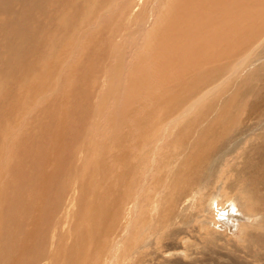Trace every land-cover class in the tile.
I'll list each match as a JSON object with an SVG mask.
<instances>
[{"label": "bare ground", "instance_id": "6f19581e", "mask_svg": "<svg viewBox=\"0 0 264 264\" xmlns=\"http://www.w3.org/2000/svg\"><path fill=\"white\" fill-rule=\"evenodd\" d=\"M110 1L113 4L114 0ZM149 1L141 0L124 11L121 8L122 21L114 27L126 29L127 39L131 36L135 37L134 41L138 37L143 39L144 49L147 48L144 51L147 52L146 56L160 52L157 56H164L162 60L168 65L155 68L158 83L153 84L151 79H144L153 91L149 94L146 92L145 105L138 101L141 106L137 102L138 106L135 107L134 100L142 94L141 82H138L140 77L135 72L133 76L123 69L122 57L116 54L115 57L119 56L116 58L117 77L120 81L126 78V85L129 82L128 86L113 89L115 94L122 91L128 94L124 98V112L119 114L123 115V122L113 120L108 134L89 131L97 137H91L90 134L81 137L82 134H77V138L82 139V147L76 149L73 155L81 169L80 174L74 175L76 185L72 186L73 165L68 168L67 178L60 185L66 187L60 190V195L66 192L65 199L63 195L58 203L64 226L71 218L77 220L76 233L71 244H60V240L51 243L50 255L43 254L48 257L44 259L47 261L44 264H186L185 261L190 260L191 256L188 255V248L178 246L180 243L198 250H217L232 264L241 263L238 257H250L254 264H264V0H158L163 5L160 4L162 9L156 16L157 21L149 16L139 17L151 4L152 0ZM96 2L100 5L95 7L93 16H85L84 29L73 23L77 18L75 13L73 15L71 10L66 13L67 21L62 27L65 26L63 30L69 33H62L66 32L68 38L72 35L71 39L75 40L77 36L81 38L88 35L93 38L99 35L101 23L117 11L107 0H93V3ZM141 3H145V8L135 15ZM24 13L21 14L22 39L18 41V35V38L15 36L17 41L13 38L10 47L13 52L7 57L14 68L8 71L10 74L7 72L9 75L6 80L0 79L1 99L13 87L12 84L22 77L18 79L20 85L16 83L18 95L14 96H18V99H7L3 101L4 106L1 104L3 108L6 107L5 110L11 106L12 113H17L18 117L14 122L4 120L5 123L0 124V234L4 232L5 223L9 225L13 222V207L20 201L23 206L38 210L45 204L46 192L43 190L50 177L46 172V178L35 182L36 198H16L19 193H8L5 197V194L8 190L24 185L19 182L20 177L35 165L37 157L40 166L48 164L51 159H55L57 164L64 150L60 142L64 136L62 131L68 129V121L64 119L68 115L67 108L63 107L66 115L63 112L51 122L44 119L45 127L47 124L49 127L52 125L55 133L49 134L53 130L47 132L46 136L45 131L34 135L31 133L27 142L24 141L25 136L30 133L26 132L28 129H19L21 122L23 127V121L28 123L27 120L39 112L37 108L40 105L50 102L55 88L53 85L61 79H56L58 74L55 77L59 67L63 69L60 75L69 78L66 81L72 88L76 79H73L72 74L81 66L80 62L71 65L64 55L54 58L56 53L67 55L65 48L74 55L76 42H68L64 46V42L57 39L58 32L51 33L47 41L46 35V38H42L47 30L37 36L39 27L25 28V22L28 21L24 18L28 15ZM126 15H130V20L125 22ZM28 25L26 23V27ZM59 28L57 31L61 32ZM72 30L76 37L71 33ZM13 33L10 36L14 37ZM62 33H59V37ZM115 34L116 28H112V33L107 35L113 38ZM93 42H96L95 39ZM19 47L20 51L16 54ZM45 47L47 50L40 57V50ZM89 47L90 43L86 45V52ZM134 47L136 50L140 44L135 43ZM76 56L81 60L84 54L76 53ZM176 65H180L178 70L175 69ZM76 72L80 75V70ZM140 73L151 74L148 70ZM167 75L170 77L165 80ZM72 89L76 90L77 87ZM58 92L62 93L60 90ZM1 106L0 112L3 110ZM159 107L163 114L155 112ZM15 108L18 110L13 112ZM42 110L40 114H43ZM144 110L145 115L139 116ZM10 116L7 114L6 120ZM69 116L73 117L71 113ZM34 118L31 117L32 120ZM39 120V124L42 123ZM37 128L41 131L44 129L43 126ZM45 130L48 131L47 128ZM54 135L58 136L57 139H54ZM75 143L77 145L78 141ZM26 146L32 149L31 160L30 157H22V153L19 157L20 151ZM69 192H72L70 196ZM75 193L79 194L77 198ZM78 204H85L86 207L78 208ZM59 235L67 238L69 233L63 231ZM163 248L173 250L167 257H175L174 262L159 261ZM211 256L210 261L217 263L214 258L220 254L214 251ZM201 258L196 262L207 261L206 256Z\"/></svg>", "mask_w": 264, "mask_h": 264}, {"label": "rangeland", "instance_id": "374dc122", "mask_svg": "<svg viewBox=\"0 0 264 264\" xmlns=\"http://www.w3.org/2000/svg\"><path fill=\"white\" fill-rule=\"evenodd\" d=\"M33 1L35 2L34 3L35 5H33ZM48 1H49V3H48ZM61 1L62 0H36V1L35 0H29V1L28 0H7V1L6 0H0V61H1L0 62V68H1L0 69V79L2 78L1 80H6L5 78L10 74L9 72H11L14 68L13 63L11 61H8L7 57H9L13 52V50L10 49L11 41L13 40V38L16 40V38L19 37V39H17L18 41H20V38L22 39L23 34L21 32V27H22L21 24H22L23 20H21L22 19L21 14L24 12L26 13V16L28 15L27 17L24 18L25 21H28V22H25V28H27V30H29L30 29L29 27H36V26L39 27L40 30L38 29L39 32H38L37 36H40L42 34L43 30L44 31L47 30V32L42 37V38L48 37V39H45L47 41L49 40L51 33H57L58 32L57 39L61 40V42H64V46L68 42H76L77 43V46H76L77 50H74V52H75L74 55L69 54V52H70L69 49L65 48L67 50L66 51L67 55H66V53H64V54L56 53L55 54L56 56L54 55V58L57 57L58 55H64V59H67L68 61H70L71 65H73V64L77 65L79 62H80L79 65H81L80 66L81 69H80V67L76 68V70L77 69L80 70L81 77H79L80 75L77 74V72L79 73V71L76 72V70H75L76 74L74 72L72 74L73 79L76 78L74 80L75 83H73V84H75V86L72 85L73 86L72 88L76 89V87H77L76 90H74L68 86L69 82L67 83L66 80L69 81V78L64 76L63 74L60 75V73L63 71V69H61L62 66L59 67V69H58L59 72L56 73L55 77L59 75L58 77H56V79H58V78L59 79L61 78V79L60 80L58 79L59 80V82L57 81L58 84L55 81L52 82V83H56L57 85L56 84L53 85V87H55V88L53 90L54 93H52V95L50 97V99H51L50 102H44L43 105H40L37 108V111H39V112H41L40 110L43 109L42 110L43 114L42 113L40 114L39 112H37V114H35L37 116H35V115L31 116L32 119L35 117L34 118L35 120H32L30 117V119L27 120L28 123L25 124V121H23L24 126L26 125L25 127L24 126L22 127L23 123L21 122V125H20L21 128H19V129L21 130L23 128L21 131H23L24 129L25 130L28 129V130H26V132L30 133L29 136L26 135L28 137L25 136L24 141L27 142L30 139L29 137H31V133H33L32 135H34V134L39 133V132L44 133V131H45V133H44L45 136H46V134H48L47 132H49L51 130H53V132L51 131V132H49V134L55 133L54 132V131H56L55 128H51L52 125H50V127H49V124H47V126L45 127V123H43L45 121L44 120L45 118L49 122H51V120L53 118L54 119L58 118L57 116H60V114L63 113L64 112L63 110H65L66 108H67L66 111L68 112V115H70V113H71V116H73V117L69 116L71 119H67L69 117H67L68 115H66L67 114L66 111L64 112L65 113L64 115H66L65 116L66 118L64 117V119H65V121H68V129L62 131L64 136L60 139V142L63 143L62 147L64 148V150H63V152H61V154H60L61 156H60V159H58L57 164H56L55 159L54 160L51 159L48 162V164H46L47 167H46V165L40 166V164H39L40 161H39V158L37 157L35 165L32 168L27 169L24 172V174L21 175V177H20L21 179L19 180V182L21 181V183H24V185L21 187H15L11 190H8L5 194V197H6L8 193H13L14 195H17L19 193L16 198L21 196V197L27 198V199H29V197L31 199H34L37 197V194H38L37 190H36L37 181L40 178H46L45 172L48 173L50 176L47 179L48 185L44 188L45 190H43L44 192H46V194H45L46 200L44 201L45 204L41 205L43 207V209H42V207L39 208L40 205L38 206V208L41 210L33 209L29 206H23L21 201L19 202L18 205L13 207V212H14L13 213V222L9 225L5 223L4 228H3L4 232L2 234H0V236H1L0 237V246L3 248V250H2L3 252L0 251V264H44L47 262L44 259H47L48 257L47 258L44 257L43 254L45 252V256L50 255L51 243H53V242L56 243L57 241L59 242V240H60V244H64V245L72 243L71 239L74 238L75 233H76L75 230L77 228V224H76L77 220L75 218H71V220H69V223L67 225L64 226L62 224L63 216H62L61 210L60 211L58 210L60 208L58 203H59V198H62L63 195H64L63 199H65V193L66 192L63 195L62 194L60 195L61 187H63L60 185L63 184L65 177L67 178L66 172H67L68 168L71 167L72 165H73L72 171H71V177H72V181H73L72 186L76 185L75 184L76 179H74V177H75L74 175L80 174L79 171L81 169L78 168V164L74 160L75 157L73 155V153L76 149H78L79 147H82V145H81L82 139L79 140L77 138V136L82 134L81 135V137H82L83 135H86V134L89 135L90 134L91 137H97L96 134H99V133L108 134V131L113 126L111 123L113 120L116 119V120L123 122V120H122L123 115L122 114L124 112V108L126 105V103L124 102V98H127L126 95H128V94L125 95V93L123 91L121 93L115 94L113 89H118L121 86H128L129 82H127L128 85H126L125 84L126 78H124V81L123 80L120 81L117 77V73H116V70H117L116 64L117 63L116 62H118L117 59L119 56L115 57L116 54H120L122 57L121 64L123 66V69H125L126 71H129L133 76H135L134 75V72H135L136 76L140 77L138 82H141L140 87H141L142 94L140 97L138 96L134 100V102H136V103H133V106L135 105V107L140 105V103L138 101L141 102V105H145V103H146L145 101H146V98H147L149 92L153 91L152 88H149L146 85V81L144 79H147V80L151 79L153 84L158 83L159 78L155 74V68L159 67V66L162 67L164 65H168L167 62H163V60H162V58L164 56H157L160 52L157 54L154 53V54H156L157 57H155L154 54H149V55L147 54V56H146L147 52L144 53V51H146L147 48L144 49V44L142 43L143 39H141L138 36H137L138 39H136L138 41H136V40L134 41V39H135L134 36H133L134 38L131 36L132 38L130 37L127 39L125 33H127L128 31H126V29H124V28L121 29V27H119V26L114 27V25H117L116 23H118L119 21H122V17H123L122 13L123 12L121 11V8H123V11H124V10L130 8L131 6H135V4H137L141 0H138V1L137 0H122V2H121V0L120 1L114 0V2H112L113 4H111L110 0H107L108 2L110 1L109 2L110 5H112L114 10H116L117 12L114 11L110 16H108L106 18L107 20L104 21L103 23H101V26H99V28H100L99 35L101 36L102 34H104V35H102L103 38L100 37L98 34H97V36H99L98 38H97V36H93V38L92 37L90 38L88 35L81 36V38H79L77 36L78 37L77 38L75 35V31L72 30L74 32L71 31V33L73 34V36L75 35L76 40L74 38L71 39L72 38L71 34H70L71 35L70 38H68L67 33H69V32H67L66 30H63V28L65 29V26L62 27V24L64 25L65 22L67 21V19L65 18V15H67L66 13H68L70 10H71L73 15L75 13L74 16L77 18H75V20H73V23L77 27L84 29L83 27L85 26L84 23L87 20V17L89 18L90 14L94 15L96 13L95 7H97V5L99 3L98 2L93 3V0H88L89 3L86 2L87 0H63L62 2ZM164 1H167V0H162V2H164ZM8 2H9V4H6ZM41 2H43V3H41ZM94 2H95V0H94ZM123 2H125L126 4L125 3L122 4ZM162 2L159 3L158 0H152L149 7H147L145 13H142L139 17H142V16L148 17L149 16V17H153V20L157 21L156 16L159 14V12L162 9V7H160V4L163 5ZM81 3H83V4H81ZM116 3L120 4V5H117ZM145 3H141V5L136 8L135 15H137L138 13L143 11L142 9L145 8V6H144ZM88 4L91 7H89ZM123 5H124V7H123ZM155 5H157L159 7H156ZM6 6H8V7H6ZM73 7H75V8H73ZM63 8H64V11H63ZM44 9H46V10L44 11ZM56 9H58V10H56ZM40 10H41V12H45V13H41ZM92 10H95V11H92ZM31 11H33V12H31ZM138 11H140V12H138ZM18 12L20 13V15ZM80 12L83 13V15ZM76 13H77V16H76ZM115 13L117 16L115 15ZM31 14H33V16ZM73 15H71V16H73ZM24 16L25 15H23V17ZM59 16H60V18H59ZM85 16H87V17H85ZM79 17H81L82 19ZM83 17H84V22H83ZM26 18H27V20H26ZM29 19H31V20H29ZM128 20H130V15L125 16V22ZM32 21L34 23L35 22L36 23L33 24ZM29 22H31V24ZM26 23L29 24L27 27H26ZM16 25L18 26V28L16 27ZM59 26H61L62 28L60 27L61 28L60 29ZM96 27H98V26H96ZM101 27H103L102 29H103L104 33L102 32ZM105 27H106V29H105ZM58 28L61 30V32L57 31ZM112 28L113 29L116 28V34H117V35L115 34L116 36H113V38L109 37V35L112 33ZM132 28L136 29L137 27L136 28L132 27ZM17 30H19V31H17ZM11 31H13L16 35ZM62 31H66L67 33L66 32L62 33ZM117 31L120 32V35H118ZM10 33H13L14 37L10 36L11 35ZM59 33H62L60 35L61 36L63 35V37H61V36L59 37ZM64 34H65V36H64ZM107 34H109V35H107ZM17 35H18V37H17ZM45 35H46V37H45ZM105 35H107V36H105ZM15 36H16V38H15ZM99 38H100V40H99ZM120 38H121V40H120ZM94 39L96 41L95 43L93 42ZM62 40H64V41H62ZM110 42H111V44H115V45L109 44ZM89 43H90V47H89V50L86 52L85 51L86 45ZM135 43H137V44L139 43L140 48L135 50V47H134ZM131 44H132V46H131ZM79 47H80V50H79ZM82 48L85 51V53L82 50ZM131 48H132V50H131ZM9 49H10V51H9ZM45 49L47 50L46 47L43 48L42 51L40 50V52H41V53L39 52L40 53L39 55H41L40 57H42L43 54L45 53V51H46ZM78 50H79V52H76ZM19 51H20V47L17 49L16 54H17V52L19 53ZM82 52H83L84 56L80 57V58H82L81 60H78L76 53H82ZM174 53H176L175 50H174ZM4 55H6V56H4ZM170 55H172V54H170ZM87 56L89 57L88 60H87ZM148 57L150 58V60ZM83 59H85V60H83ZM2 61H3V63H2ZM55 61H57V60H55ZM148 62H150V63H148ZM16 64H18V62ZM55 64H57V63L55 62ZM69 65L70 64H68V67L70 68L71 65L70 66ZM179 66L180 65H176L175 69L178 70ZM71 68H72V66H71ZM142 70H148L151 72V74L150 75H142L140 73V71H142ZM81 72H82V74H81ZM115 73H116V76H115ZM87 75H89V76H87ZM1 76H3V77H1ZM62 77L64 78L65 81L62 80L63 79ZM69 77H71V76H69ZM90 77H91V79H90ZM168 77H170V76H168V75L165 76V80ZM18 79H17V82H14L12 84L13 87L9 86L10 89H12V90H10V89H9L10 91L7 90L5 96H3V98H1L3 100L1 101V99H0V106H1V104L4 103L3 101H8L10 99L15 100V98L18 97V96L17 97L14 96L17 94L16 83L20 82V81L18 82ZM21 79H22V77H21ZM21 79H19V80H21ZM56 79L53 78V80H56ZM64 82H66V84ZM76 82H77V85H76ZM19 85H20V83H19ZM133 85H134V83H133ZM66 86H68V88H69L68 91H67L68 88H66ZM84 87H86V90H83ZM0 88H1V85H0ZM56 88H57V91L60 90V91H62V93L58 92V94H57ZM127 88H129V87H127ZM87 89H88V91H87ZM78 90H80V91H78ZM82 91H84V93ZM63 93H65L66 95ZM74 93H75V95H74ZM82 93H83V95H82ZM39 94L42 95V93H39ZM12 95L14 96V99H12V97H13ZM0 97H2V96H0ZM67 98H69V101ZM137 98H139V99H137ZM101 101H102V103H101ZM137 102H138V105H137ZM46 104H50V105L47 106ZM11 105H12V103H11ZM2 106H4V104ZM64 106H66V108ZM72 106L74 108H72ZM123 106H124V108H123ZM4 108H6V107H4ZM4 108L3 107L1 108L3 110H1V112H0V115L2 116V117L0 116V122H1L0 124L5 123L4 120L5 121L13 120L12 122L16 121L18 116L16 115L17 113H14V114L12 113L13 109H10L11 106L10 107L7 106L8 111L5 110ZM81 109L83 112L81 111ZM17 110L18 109L15 108L13 112H15ZM70 110H72V111H70ZM4 111H6L5 112L6 114L4 113ZM121 112H122V114L119 116V114ZM144 112H145V110L140 112L141 114L139 113L140 114L139 116L145 115ZM155 112H159L160 114H163L161 107L156 109ZM9 113L12 114L13 116L16 115L15 116L16 118L14 117L13 119H11V117H13V116H10ZM112 113H113V115H112ZM7 114H8V116H10V118L7 117V120H6L5 117L7 116ZM110 115H112V116H110ZM2 118H4L2 120L3 122L1 121ZM39 119H41V122H42L40 124H39V122H40ZM42 119H43V121H42ZM94 121H95V123H94ZM91 123H92V127H91ZM96 124H98V125H97V127L94 128V126H96ZM33 125H36V126H33ZM79 125L82 128L79 127ZM28 126H30V127H28ZM38 126L40 128H42V126H43L44 129H42V131H41L39 128H37ZM89 126H90V128H89ZM26 127H28V128H26ZM46 128L48 131L45 130ZM32 129L35 130L36 132L32 131ZM74 130H75V132H74ZM90 130H91V133L95 132L96 134L89 133ZM53 137H54V139H57L58 136L54 135ZM27 138H28V140H26ZM73 140L75 142L78 141V144L76 145V143L73 142ZM27 146L23 148L24 150L26 149L25 151L23 149L20 151L19 157L21 156V153H22V157H24V158L30 157L29 160H31L32 149H31V147L27 148ZM43 146H44V144H42L41 147H43ZM29 154H30V156H29ZM48 170H49V172H48ZM148 181H149V178H148ZM68 187H67V189H68ZM63 188L66 189V187H63ZM70 193L72 194V192H69V196L71 195ZM78 195L79 194H76V198L78 197ZM69 196H66V197H69ZM67 203H68V201H67ZM64 204L67 205L66 202ZM77 206H78V208H81V209L84 208V206L86 207L85 204H78ZM62 211H64V210H62ZM75 211H76V209H75ZM6 212H7V209L5 210V213ZM202 214H203V216H206L205 213H202ZM188 217H189V215L186 216V218H188ZM60 220H61V223L58 224L60 222ZM253 224H255V223H253ZM61 230L65 231L66 233H69L67 238L63 237L62 235L61 236L59 235L61 232H63ZM26 231H27V236H25ZM30 232H32V233L30 234ZM53 236H56L54 238V240H53ZM188 236L189 235L186 234V238H188ZM26 237L28 240L26 239ZM178 246L181 248H186V249L188 248V255L191 256V259L186 260L185 261L186 264H232V262H228L222 256V254L217 250H209V251L198 250L194 246H190V245L184 246V245H182V243H180ZM214 251H216L217 253L220 254V256L218 258H214L217 261V263H212L210 261L211 257H212L211 255ZM172 252H173V250L168 251V248L161 249V258L159 261L160 262H174L173 258H175V257H172V258L167 257L168 253H172ZM202 256H206L207 261L202 262V263H197L196 261L200 260V258ZM242 256H243V254H242ZM238 259H239L238 261H240L241 263L237 262L235 264H254V262L250 261V257H242V259H241V257H238Z\"/></svg>", "mask_w": 264, "mask_h": 264}]
</instances>
